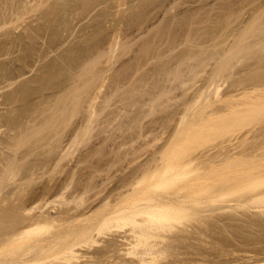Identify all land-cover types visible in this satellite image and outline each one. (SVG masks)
<instances>
[{
    "label": "rangeland",
    "instance_id": "1",
    "mask_svg": "<svg viewBox=\"0 0 264 264\" xmlns=\"http://www.w3.org/2000/svg\"><path fill=\"white\" fill-rule=\"evenodd\" d=\"M263 60L264 0H0V259L264 264ZM179 194L133 245L104 221Z\"/></svg>",
    "mask_w": 264,
    "mask_h": 264
},
{
    "label": "bare ground",
    "instance_id": "2",
    "mask_svg": "<svg viewBox=\"0 0 264 264\" xmlns=\"http://www.w3.org/2000/svg\"><path fill=\"white\" fill-rule=\"evenodd\" d=\"M224 11V10H223ZM227 15V14H226ZM233 15V14H232ZM215 17V16H214ZM224 20V19H223ZM222 20V21H223ZM213 22V21H212ZM219 25V24H218ZM252 28V27H251ZM244 35V34H243ZM212 36H213V34H212ZM214 41V40H213ZM243 43V42H242ZM219 46V45H218ZM236 49V48H235ZM217 52V51H216ZM221 53V52H220ZM207 54V53H206ZM235 54V53H234ZM201 55V54H200ZM205 55V54H204ZM217 56V55H216ZM208 57V56H207ZM211 58V57H210ZM207 63V62H206ZM262 63H264V60H263V62ZM224 64V63H223ZM192 65V64H191ZM12 67V66H11ZM202 67V66H201ZM223 67V66H222ZM198 69H200V68H198ZM165 71V70H164ZM173 71V70H172ZM9 72V71H8ZM13 72V71H12ZM220 72V71H219ZM182 75V74H181ZM212 76V75H211ZM20 77V76H19ZM52 78V77H51ZM157 78V77H156ZM164 79V78H163ZM181 79V78H180ZM155 82V81H154ZM213 82V81H212ZM211 82V83H212ZM216 83V82H215ZM157 87V86H156ZM258 88H260V87H258ZM255 89H256V87H255ZM254 89V90H255ZM170 90V89H169ZM260 90V89H259ZM12 93V92H11ZM15 93V92H14ZM23 94V93H22ZM200 94V93H199ZM153 95V94H152ZM14 97H15V95H14ZM13 97V98H14ZM260 97V96H259ZM8 98V97H7ZM260 98H262V97H260ZM10 99V98H9ZM257 99V98H256ZM8 100V99H7ZM154 100V99H153ZM24 101V100H23ZM142 101V100H141ZM156 101V100H155ZM15 103V102H14ZM194 104V103H193ZM254 105V104H253ZM189 107H190V105H189ZM235 107V106H234ZM15 108V107H14ZM96 109V108H95ZM233 109V108H232ZM22 110V109H21ZM235 110V109H234ZM24 117V116H23ZM7 118V117H6ZM17 118V117H16ZM8 121V120H7ZM7 121L5 122V123H7ZM16 124H17V122H15ZM8 124H10V123H8ZM7 124V125H8ZM22 130V129H21ZM1 132V131H0ZM24 134V133H23ZM8 145V144H7ZM179 159V158H178ZM191 165V164H190ZM189 165V166H190ZM164 167V166H163ZM174 167V166H173ZM187 167V166H186ZM176 169V168H175ZM142 172V171H141ZM198 178V177H197ZM200 184V183H199ZM61 185V184H60ZM195 185H193V187H194ZM191 187H192V185H191ZM191 187H189V188H191ZM196 187V186H195ZM26 189V188H25ZM199 189V188H198ZM68 190V189H67ZM189 190V189H188ZM192 191H194V190H192ZM48 192V191H47ZM188 192V191H187ZM196 192V191H195ZM194 192V193H195ZM62 194L64 193V190H63V192H61ZM198 193V192H197ZM262 193V192H261ZM188 194V193H187ZM65 195V194H64ZM177 195V194H176ZM164 196V195H163ZM259 196V195H258ZM257 195L255 196V197H258ZM127 197V196H126ZM160 196H158V198H152V197H146V199H145V201L144 202H146V201H148V203H149V201L151 202L150 204H149V206H147L148 208L145 210V208H143L142 206H143V204H142V206H140L139 204V208H138V206H137V208L136 207H134V206H131L132 204H125V201H128V200H125V199H123L122 198V200L121 201H115V202H117V203H113L114 204V207H113V209L111 210V212L110 213H108V214H106L105 215V217H104V221H106V219H109V218H111V217H116L117 219L118 218H124V216L125 217H134L135 219H134V224H135V226H134V228L133 229H130V231L129 232H127V233H125V234H122L121 233V235H120V237H121V239H119V242H120V244H122V245H126V244H134L135 242L134 241H137V240H139L140 238H141V236H147L148 234H147V232L149 233V231H148V229L150 230V228H152L153 226H155L154 227V229L153 230H156V229H158V228H161L162 227V225H160L161 224V222H157V219L158 218H160L161 217V215H162V219L163 218H165L166 216H168V214H169V212L170 211H172L171 213H173V212H178V211H185V210H187L188 208H189V206H188V204H187V196L186 195H181V194H179V196H171V197H169V196H166V197H161V198H159ZM260 197H263V196H260ZM129 199V198H128ZM144 199V198H143ZM142 199V200H143ZM260 199V198H259ZM255 200H257V199H255ZM135 201V200H134ZM134 201H132V202H134ZM139 201V200H138ZM141 201V200H140ZM248 201V200H247ZM254 201V200H253ZM127 203V202H126ZM135 204V203H134ZM133 204V205H134ZM144 206H145V204H144ZM90 210V208L88 209V211ZM87 211V212H88ZM186 212V211H185ZM139 215H141V217L143 216V218H144V216H145V218L144 219H137L136 218V216H139ZM42 217V216H41ZM39 217L40 219H42V218H44L45 219V216L44 217ZM38 218V217H37ZM35 219L34 221H35V223L36 224H33L32 223V225H30V226H26V227H24L22 230H18L19 232L18 233H16L15 234V236L16 235H20V237H21V235L23 236L24 234H26V233H30L31 231H33V230H37V228L39 229V228H41V226H43V222L45 221V220H47V219H45V220H43V222H42V220H39V218L38 219ZM116 218H114V219H116ZM131 218V219H132ZM157 218V219H156ZM112 219V218H111ZM38 220V221H37ZM160 220V219H159ZM8 221V220H7ZM12 221V220H11ZM40 221V222H39ZM133 221V220H132ZM42 222V223H41ZM107 222H108V220H107ZM106 222V223H107ZM115 222V221H114ZM103 224V223H102ZM101 224V225H102ZM97 226H99V225H97ZM11 227V226H10ZM13 227V226H12ZM96 227V226H95ZM94 227V228H95ZM165 227V226H164ZM164 227H162V228H164ZM167 227V226H166ZM174 227V226H173ZM77 228V227H76ZM170 228V227H169ZM172 229V228H171ZM74 230V229H73ZM75 230H77V231H75ZM74 230V233H77V236L75 235L74 236V234H71V233H68V234H66V235H64L63 233V235L60 233L59 235L60 236H58V237H56V238H50V239H44V240H39V242L41 243V245H42V247L39 245V247L38 248H40L39 250L41 251V253H44V251L46 252V251H50L52 248H54L55 247V249L58 247V246H61L62 247V245H63V247H62V249H61V251L60 252H62V250H63V255H64V252L65 251H69L70 253H68V254H71L72 252H74V253H77V254H79L77 251H78V248H76L78 245L80 246V244L78 243V242H76V240L74 239V238H76V237H79V236H82V237H86V236H88V238H94L93 240H98V238L96 237V236H98L97 234H98V232L96 231L95 232V229H93V227H90V226H83V227H81L79 230L78 229H75ZM97 230H99L98 228H97ZM68 231V230H67ZM71 231H72V229H71ZM100 232V231H99ZM156 233V232H155ZM161 234V233H160ZM4 235V234H3ZM70 235H73L72 237V240L71 241H73V240H75V242H74V244H72L73 242H70L68 239V241L71 243V244H67V241L66 242H64L63 243V241H64V238H66V237H68V238H70L71 236ZM154 235V234H153ZM157 235V234H156ZM155 235V236H156ZM162 235V234H161ZM8 236V235H7ZM15 236H14V238H15ZM57 236V235H56ZM70 236V237H69ZM143 236V237H144ZM145 236V237H146ZM160 235H158V237H159ZM165 236V235H164ZM163 236V237H164ZM11 236H8V238H10ZM140 237V238H139ZM119 238V237H118ZM160 238V237H159ZM165 238V237H164ZM6 239V238H5ZM4 239V240H5ZM61 239H63V241L61 240ZM100 239V238H99ZM150 239V238H149ZM96 240V241H97ZM141 240V239H140ZM160 240V239H159ZM95 241V242H96ZM99 241V240H98ZM142 241V240H141ZM158 241V240H157ZM162 241V240H161ZM164 241V240H163ZM68 242V243H69ZM90 242V241H89ZM93 242V241H92ZM94 242V243H95ZM117 242H118V240H117ZM118 242V243H119ZM85 243V242H84ZM144 243V242H143ZM67 244V246H65ZM137 244V243H136ZM148 244V243H147ZM157 244H161V243H158L157 242ZM156 244V245H157ZM150 245V244H149ZM155 245V244H154ZM147 246V245H146ZM60 247V248H61ZM153 247V246H152ZM158 248H159V246H158ZM34 249V248H33ZM49 249V250H48ZM54 250V249H53ZM150 250H152V249H150ZM155 250V249H154ZM43 251V252H42ZM159 251V250H158ZM36 252V251H35ZM67 252H65V253H67ZM147 252V251H146ZM152 252H153V250H152ZM14 253V252H13ZM39 253V252H38ZM74 253H72L73 255H74ZM82 253V252H81ZM81 253L79 254V257L78 256H76L78 259H80V255H81ZM149 253V252H148ZM36 254H37V252H36ZM45 254V253H44ZM59 254V253H58ZM84 254V253H83ZM141 254H143V253H141ZM153 254V253H152ZM66 255V254H65ZM105 255V254H104ZM147 255V254H146ZM150 255V254H149ZM41 256V254L39 255V257L38 258H36L34 255L32 256V257H35L36 259V261H39V259L41 258L40 257ZM59 256V255H58ZM82 256V255H81ZM143 257H144V255H142ZM148 256V255H147ZM85 257V256H84ZM101 257V256H100ZM104 257V256H103ZM140 257V256H139ZM9 258H10V256H9ZM15 257L13 256V259H12V257L10 258V259H8V257H7V259L6 258H1L0 259V264H32L31 262H32V259L31 258H29V257H27V256H24V257H20V259H18L19 257H17V259H14ZM108 258V257H107ZM142 258V257H141ZM148 257H144V258H142V260L140 259V262H141V264H144V263H147V261L145 260V259H147ZM154 258V257H153ZM38 259V260H37ZM42 259V258H41ZM40 259V260H41ZM84 259H86V258H84ZM96 259V258H95ZM99 259V258H98ZM105 259V258H104ZM150 259V258H149ZM35 260H33V263L34 262H36ZM80 260H82V259H80ZM101 260V259H100ZM123 260V259H122ZM124 261V260H123ZM146 261V262H145ZM149 261V260H148ZM121 262V261H120ZM97 263V262H96ZM126 263V262H125ZM129 263V262H128ZM137 263V262H136ZM155 263V262H154ZM154 263H152V264H154ZM82 264V263H81ZM101 264H116V261H112V260H110L109 259V261L107 260V261H105V262H103L102 261V263ZM119 264V263H118ZM121 264V263H120ZM124 264V263H123ZM139 264V263H138ZM148 264V263H147Z\"/></svg>",
    "mask_w": 264,
    "mask_h": 264
}]
</instances>
